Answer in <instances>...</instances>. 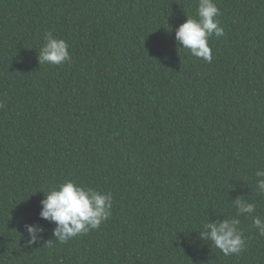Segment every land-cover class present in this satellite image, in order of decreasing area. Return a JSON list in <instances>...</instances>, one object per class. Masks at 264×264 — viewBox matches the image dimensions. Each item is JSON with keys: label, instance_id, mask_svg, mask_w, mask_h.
Segmentation results:
<instances>
[{"label": "trees", "instance_id": "16d2710c", "mask_svg": "<svg viewBox=\"0 0 264 264\" xmlns=\"http://www.w3.org/2000/svg\"><path fill=\"white\" fill-rule=\"evenodd\" d=\"M214 3L206 63L175 40L197 0H0V264H264L232 204L264 217V0ZM48 32L70 63L40 65ZM69 180L112 193V215L49 247L40 201ZM225 217L238 255L199 237ZM30 224L46 231L28 248Z\"/></svg>", "mask_w": 264, "mask_h": 264}, {"label": "clouds", "instance_id": "9594fccd", "mask_svg": "<svg viewBox=\"0 0 264 264\" xmlns=\"http://www.w3.org/2000/svg\"><path fill=\"white\" fill-rule=\"evenodd\" d=\"M220 15L214 0H197L196 17L186 16V20L175 30V40L180 48L206 63L212 62V49L209 46L211 37L224 36V28L217 17ZM69 45L63 39L55 38L51 32L44 36V44L39 52V63L62 65L71 62ZM3 107V104H0ZM256 176V193L264 195V169H258ZM44 193V192H42ZM112 193H104L93 187L78 185L75 181H64L44 193L40 201L39 218L55 224L52 236L46 244H66L71 239L97 230L112 215ZM236 217L245 216L251 219V226L260 236H264V217L254 215L255 203L241 197L233 202ZM238 218H224L214 222L208 221L200 226L199 237L219 249L224 256L238 255L245 250L246 239L239 227ZM28 238L25 247L31 248L41 242L45 228L40 224L24 225Z\"/></svg>", "mask_w": 264, "mask_h": 264}]
</instances>
